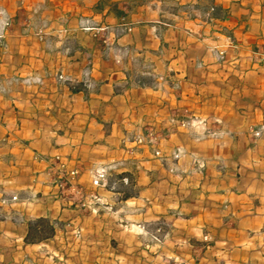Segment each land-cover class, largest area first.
I'll return each instance as SVG.
<instances>
[{
	"label": "crops",
	"instance_id": "obj_1",
	"mask_svg": "<svg viewBox=\"0 0 264 264\" xmlns=\"http://www.w3.org/2000/svg\"><path fill=\"white\" fill-rule=\"evenodd\" d=\"M91 188L138 221L264 232V0H0V236Z\"/></svg>",
	"mask_w": 264,
	"mask_h": 264
},
{
	"label": "rangeland",
	"instance_id": "obj_2",
	"mask_svg": "<svg viewBox=\"0 0 264 264\" xmlns=\"http://www.w3.org/2000/svg\"><path fill=\"white\" fill-rule=\"evenodd\" d=\"M98 192L89 189V201L50 218L56 223L50 239L27 244L20 226L0 236V264H264V232L240 240L166 218L138 221L126 205H106Z\"/></svg>",
	"mask_w": 264,
	"mask_h": 264
},
{
	"label": "trees",
	"instance_id": "obj_3",
	"mask_svg": "<svg viewBox=\"0 0 264 264\" xmlns=\"http://www.w3.org/2000/svg\"><path fill=\"white\" fill-rule=\"evenodd\" d=\"M124 176H122L123 178ZM125 197L128 195L125 194ZM56 232V223L50 218H38L28 222L27 235L25 243L34 244L50 239Z\"/></svg>",
	"mask_w": 264,
	"mask_h": 264
},
{
	"label": "built area",
	"instance_id": "obj_4",
	"mask_svg": "<svg viewBox=\"0 0 264 264\" xmlns=\"http://www.w3.org/2000/svg\"><path fill=\"white\" fill-rule=\"evenodd\" d=\"M256 135H259V132H256ZM75 175H76L75 171L70 172L68 175L64 176L61 184L65 186L69 185L71 183V180L75 177ZM92 183H93V186L95 187H107L108 186V170L106 169L96 170L93 174ZM77 192L83 194L82 189H78ZM12 200L17 201L18 197L13 196Z\"/></svg>",
	"mask_w": 264,
	"mask_h": 264
}]
</instances>
